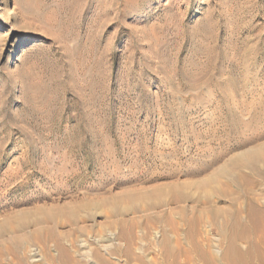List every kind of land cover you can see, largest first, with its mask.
<instances>
[{"label":"rangeland","instance_id":"rangeland-1","mask_svg":"<svg viewBox=\"0 0 264 264\" xmlns=\"http://www.w3.org/2000/svg\"><path fill=\"white\" fill-rule=\"evenodd\" d=\"M260 143L264 0H0V222L69 203L82 219L53 224L67 255L27 227L31 262L227 264L223 217H183L181 205L188 218L207 205L196 188L181 204L139 202L131 244L98 203L155 187L163 198L170 181L210 178ZM166 235L193 261L167 255Z\"/></svg>","mask_w":264,"mask_h":264},{"label":"bare ground","instance_id":"bare-ground-1","mask_svg":"<svg viewBox=\"0 0 264 264\" xmlns=\"http://www.w3.org/2000/svg\"><path fill=\"white\" fill-rule=\"evenodd\" d=\"M14 29L15 28H10L9 31H12ZM261 144L263 143L258 144L260 145V147L258 146V149L254 150L252 148L253 150L249 152L250 154L248 153V155L246 156L244 155L242 157H233L232 159H230V161H228V163L226 161L225 164L227 165L223 168L221 167L222 169L219 168L218 170H221L219 172L214 173V175H211L210 178H205L204 180H199L198 182H194L192 180H186L182 183L170 181L167 185L168 190L163 194V198L158 196V187L144 188L122 192L119 196H116L115 198H106L105 200H103V202H99L100 204L98 203V205L103 204L109 206L108 208L111 209V215L117 218L113 221V223L119 225L122 229V239H126L127 242L131 244V242L133 241L132 239H134V233L132 235L131 230H133L132 232H134V227H136L138 221L131 218L129 219L126 216L127 214L136 213L138 209H140V203H143L144 205H147L152 208L162 206L167 200L170 203L181 204L189 200L191 197V195L188 194L186 190L182 189H185V187L188 186L196 188L197 192L199 193L200 201L205 200V204L207 205L202 207V205L199 204L200 213L198 215L196 214L193 218L187 217V209L185 210V205H181V212L183 214L184 219L194 224L197 222V220H200L199 216L201 217L206 213L208 215H211L212 218L222 216L223 228H221V231L225 247L223 249V253L220 256L221 259L227 264H264V193L260 195L254 194V190L256 189L255 187L264 183V144L262 146ZM135 171L136 172H134L133 175L135 178L137 177V174L142 175L144 173L141 172V169ZM235 188L237 189V191L235 190ZM154 195H156V197L152 198ZM135 198H144V200L138 199L136 201ZM119 199L125 201V203L123 204L125 206H123L122 208L118 205L119 202L117 200ZM217 199L227 202L226 206H218ZM206 209L208 210L205 212ZM21 213L15 216H8L0 222V264H40L36 262H31L29 260V257H27L25 253L22 254L20 252V248L25 241L23 235L24 231L27 227H30L32 225L41 224L42 226H44V228L48 231L45 234L50 235L52 240L55 239L54 241H56L57 245L59 246L61 254L67 255L66 249L64 248V246H62L60 242L61 237L56 234L57 231H55L54 229L56 225L53 226V224L62 225V221L70 222V224L80 222L79 220L81 219V216H79V213L77 214V212L74 211V208L70 205V203L62 207L56 205L50 208L49 210L38 209V211H34L31 213ZM168 215H166V217L170 218L171 216L168 217ZM172 219L174 218L171 217V220ZM172 222L174 223V221ZM51 224L52 226H50ZM171 226L172 228L174 227L176 229L177 225L173 226L172 224ZM53 229L55 233L53 232ZM179 233H176L177 237ZM179 237L181 238V236ZM37 238L41 239L39 236ZM242 244H245V248H243ZM128 246L130 247V245ZM164 246H166L165 248L167 255H174L177 257V255L180 256V254H185V256L188 257L187 260L190 257L192 258V255L190 256L189 254L192 250L190 252L189 250H184L179 243L172 244L168 236L165 238ZM194 247L199 252L205 254L207 256L206 258L209 261L213 262V260L215 259L214 256L207 249H205V247L196 243L194 244ZM130 248L128 250H130ZM100 253L97 255V257L100 262L104 264V257L103 255H101L102 253ZM9 255H12L11 259H9ZM175 258L174 262L179 260L180 257L177 258V260H175ZM47 259V264H57L55 263L56 258L53 255H48ZM57 260L60 261L59 259ZM178 262L179 261H177L176 264ZM190 262L189 264H191ZM212 264H214V262Z\"/></svg>","mask_w":264,"mask_h":264}]
</instances>
